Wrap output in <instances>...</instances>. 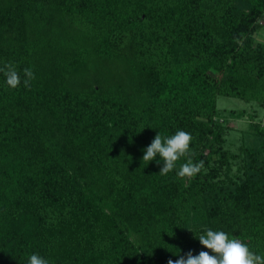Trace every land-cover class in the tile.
<instances>
[{
  "label": "trees",
  "instance_id": "trees-1",
  "mask_svg": "<svg viewBox=\"0 0 264 264\" xmlns=\"http://www.w3.org/2000/svg\"><path fill=\"white\" fill-rule=\"evenodd\" d=\"M262 19L264 0H0V67L21 75L0 73V264H167L210 252L205 229L264 256V130L229 184L216 119L218 96L264 105ZM177 130L194 177L142 161Z\"/></svg>",
  "mask_w": 264,
  "mask_h": 264
},
{
  "label": "clouds",
  "instance_id": "clouds-1",
  "mask_svg": "<svg viewBox=\"0 0 264 264\" xmlns=\"http://www.w3.org/2000/svg\"><path fill=\"white\" fill-rule=\"evenodd\" d=\"M0 73L6 78V84L10 88H17L21 83V75L16 66L5 63L0 67ZM23 85L26 89L31 88L35 74L30 67L23 69ZM192 135L183 130H177L175 134L162 137L157 132L150 145L144 150L142 161L154 160L157 155L163 161V167L159 174L167 175L176 167V162L186 158V162L180 165L178 175L181 177H194L204 168V161L194 162L192 157L196 154L190 150ZM200 245L209 251H200L193 255L188 251L180 255L178 259H169L167 264H264V256L254 253L248 245L240 239L230 238L224 231L205 229L203 234L196 236ZM211 253V254H210ZM28 264H49V261L33 253L28 257Z\"/></svg>",
  "mask_w": 264,
  "mask_h": 264
},
{
  "label": "rangeland",
  "instance_id": "rangeland-1",
  "mask_svg": "<svg viewBox=\"0 0 264 264\" xmlns=\"http://www.w3.org/2000/svg\"><path fill=\"white\" fill-rule=\"evenodd\" d=\"M260 23L264 24V19ZM254 34L257 40L264 41V26ZM216 102L219 107L216 119L225 129L223 146L231 155L223 179L233 184L243 177L240 167L248 158L247 151L259 152L263 135L257 133L255 125L264 130V105L258 101L245 102L226 96H218Z\"/></svg>",
  "mask_w": 264,
  "mask_h": 264
}]
</instances>
